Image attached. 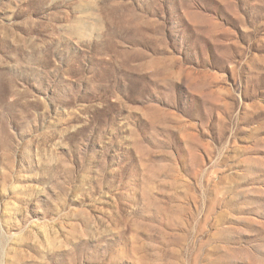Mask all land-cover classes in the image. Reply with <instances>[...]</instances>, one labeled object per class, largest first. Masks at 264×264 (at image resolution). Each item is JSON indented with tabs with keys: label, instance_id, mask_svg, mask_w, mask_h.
<instances>
[{
	"label": "rangeland",
	"instance_id": "rangeland-1",
	"mask_svg": "<svg viewBox=\"0 0 264 264\" xmlns=\"http://www.w3.org/2000/svg\"><path fill=\"white\" fill-rule=\"evenodd\" d=\"M0 264H264V0H0Z\"/></svg>",
	"mask_w": 264,
	"mask_h": 264
}]
</instances>
